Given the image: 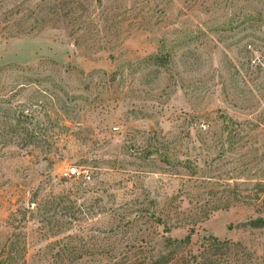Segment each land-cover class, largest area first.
<instances>
[{"label":"rangeland","instance_id":"1","mask_svg":"<svg viewBox=\"0 0 264 264\" xmlns=\"http://www.w3.org/2000/svg\"><path fill=\"white\" fill-rule=\"evenodd\" d=\"M0 82L56 141L0 154V264H117L191 226L185 253L264 264V0H0Z\"/></svg>","mask_w":264,"mask_h":264},{"label":"trees","instance_id":"2","mask_svg":"<svg viewBox=\"0 0 264 264\" xmlns=\"http://www.w3.org/2000/svg\"><path fill=\"white\" fill-rule=\"evenodd\" d=\"M151 58H155V56L152 55ZM27 87L28 84L24 82L11 86L0 82V154H3L9 147L28 149L33 152L48 142V140L44 139L49 138L47 135L49 128L46 122L42 123L38 118H35L34 106L36 102L34 99L15 101L16 95L25 91ZM40 92L47 93V90L41 89ZM49 96L53 102V107L57 111L56 106L59 100L57 95L49 93ZM55 142L54 140L52 143L48 142V144L54 146ZM37 159L38 162L41 160L39 157ZM43 159L48 160L46 157ZM235 185H239V182L235 181ZM255 185L264 186V178L256 181ZM246 199L247 196L236 193L231 197L230 201L239 202L246 201ZM26 217L27 213L21 208H17L10 213L8 220L21 222L26 220ZM256 223V221L253 222L254 225H257ZM194 230L195 227L191 226L189 233L183 238L170 236L165 238L163 241L164 249L157 254L150 253L144 255L143 258L141 256V258L138 257L117 264H259L254 253L241 241L220 238L214 235L204 238L196 254L191 251L185 253V248L191 244ZM18 237L14 229L10 230L3 249V255L10 256L14 252L21 251L23 258L25 257L26 242L24 241V244L19 246Z\"/></svg>","mask_w":264,"mask_h":264},{"label":"built area","instance_id":"3","mask_svg":"<svg viewBox=\"0 0 264 264\" xmlns=\"http://www.w3.org/2000/svg\"><path fill=\"white\" fill-rule=\"evenodd\" d=\"M82 173H84L83 174V177L84 178H90V175L85 174V172L79 170V168L77 166H71L69 168V175H75V176H78L79 177Z\"/></svg>","mask_w":264,"mask_h":264}]
</instances>
